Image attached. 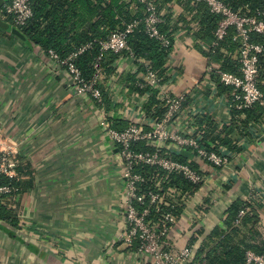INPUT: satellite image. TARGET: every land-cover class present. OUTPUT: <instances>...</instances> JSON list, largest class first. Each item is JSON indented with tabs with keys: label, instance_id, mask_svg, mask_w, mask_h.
I'll use <instances>...</instances> for the list:
<instances>
[{
	"label": "crops",
	"instance_id": "1",
	"mask_svg": "<svg viewBox=\"0 0 264 264\" xmlns=\"http://www.w3.org/2000/svg\"><path fill=\"white\" fill-rule=\"evenodd\" d=\"M163 6L167 31L177 36L161 76L164 90L190 92L174 131L185 133L187 125L202 133L208 147L228 156L226 166L209 175L203 189L188 196L180 190L184 193L175 204L180 214L163 238L165 250L192 246L195 257L210 230L222 226L232 202L259 203L257 196L264 193V130L252 138L250 128L260 117L251 119L246 129L227 133L233 122L227 109L229 90L204 74L208 63L220 68L223 58L238 70L235 45L232 51L223 47L209 55L211 39L200 34L197 14L177 0ZM142 61L126 55L114 61L115 73L105 83L112 104L107 112L88 96H78L70 76L43 49L0 30V135L17 145L19 188L1 201L15 220L0 219V264H151L119 241L127 224L123 165L118 148L99 126L102 115L110 123L113 118L117 130L131 123L148 130L152 121L163 118V109L156 108V90L152 104L151 92L129 89L131 83L139 89ZM259 81L264 89V53ZM225 134L233 151L219 142ZM185 155L180 150L178 158ZM259 206L264 237V206Z\"/></svg>",
	"mask_w": 264,
	"mask_h": 264
},
{
	"label": "built area",
	"instance_id": "2",
	"mask_svg": "<svg viewBox=\"0 0 264 264\" xmlns=\"http://www.w3.org/2000/svg\"><path fill=\"white\" fill-rule=\"evenodd\" d=\"M181 2L191 7L204 4L208 12L218 18L213 39L207 48L209 55H214L227 37H230L235 45L237 73L224 71L208 63L204 74L214 76L220 85L229 90L228 110L244 111L255 107L261 109L262 121L250 128L252 138H257L264 130V89L260 88L259 81L260 57L264 53V45L253 41L252 35L264 39V7L251 9L245 6L233 10L222 0H181ZM139 6L142 7L140 15L123 23L122 29L111 32L106 39L83 45L64 58L52 50L47 52V55L70 76L78 96H88L98 105H103L102 93L98 88V84L104 81L101 61L108 53L126 55L136 60L129 49L128 38L140 26L149 39L156 41L161 48L170 50L164 65L165 71L168 69L177 36L169 31H161V27L166 23L165 8L158 4V0H134L130 9L137 10ZM0 16L20 31L32 19V0H10L1 8ZM93 44L99 47V54L93 64V77L85 80L76 67L75 60L84 51L91 49ZM142 63L145 71L142 72L143 80L141 79L137 86L142 90L147 89L148 93L149 90H156L159 94L156 108L163 109V118L160 121H152L148 130L136 123L117 130L112 127L105 115H102L99 122L104 135L118 148V155L123 165L127 224L119 236V241L123 246L129 249L135 248L139 254L147 256L151 264H202L194 260L192 246H186L178 252L163 248V238L174 224L176 220L174 216L164 214L155 222L149 221L148 217L151 208L156 210L175 208L180 194L184 193L176 187L167 186L171 175H179L189 184V191L184 193L188 196L203 189L208 176L226 166L228 156L214 148L205 147L202 144L204 142L202 133L190 130L187 125L184 127L185 133L180 130L174 131L175 124L179 122L183 108L189 100L190 92L171 94L165 91L162 77L152 71L147 62L142 61ZM172 124L173 127L170 129L169 125ZM188 124L190 126L191 121ZM136 143H144L151 150H134L133 146ZM180 150L186 151L183 162L178 159ZM143 167L152 168L153 174L146 177L138 171ZM17 168V145L0 135V201L18 193ZM147 183L150 187L144 189L143 186ZM257 199L259 203L255 202V204L264 206V193L258 195ZM251 201L248 199L246 203L254 205ZM247 211L248 208L239 211L234 225L240 224ZM244 260L245 264H264V255L249 250L245 252Z\"/></svg>",
	"mask_w": 264,
	"mask_h": 264
},
{
	"label": "trees",
	"instance_id": "3",
	"mask_svg": "<svg viewBox=\"0 0 264 264\" xmlns=\"http://www.w3.org/2000/svg\"><path fill=\"white\" fill-rule=\"evenodd\" d=\"M133 1L32 0V19L25 28L18 31L19 36L16 37L24 43L27 42L28 44L39 46L46 53L52 50L58 56L64 58L83 45L106 39L111 32L122 29L123 23L137 18L140 15L142 7L139 6L137 10L130 9L131 2ZM169 1L158 0V4L165 5ZM222 1L228 3L233 10H238L245 6L251 9L264 7V0ZM185 4L191 11L197 14V23L200 24L201 29H199L200 34L206 40H212L218 18L211 15L204 4H199L196 7H191L187 3ZM166 22H168V17ZM161 31H167L166 23L161 27ZM252 40L264 45V39L260 36L252 35ZM128 46L137 62L139 60L147 62L152 71L162 76L165 72L164 65L166 57L170 53L169 49H163L156 41L149 39L143 33L141 26L129 35ZM223 47L227 48L228 51H232L234 46L230 37H227L220 44L216 53L218 54V51ZM98 54L99 47L97 44H93L91 49L84 51L75 60V65L85 80H90L93 77V64ZM117 58L118 55L108 53L104 56L100 64L104 81L98 84V88L102 93V106L107 112L112 104L105 82L115 73L112 65ZM222 61L220 64L222 70L237 73V68L234 63L227 58H223ZM141 71L144 73V66H141ZM129 89L130 91H140V93L147 91V89H137L134 83H131ZM149 91L153 95L151 97V103L153 104L155 103L153 98L155 93L154 90ZM232 114V127L226 128L227 133L233 132L234 129H246L251 119H259L262 117V111L259 107L244 111L234 110ZM241 114L245 118L239 121L238 117ZM110 121L112 125L116 122L113 118ZM113 126L116 128L115 125ZM210 127L212 128V124H210ZM221 140L219 142L222 147H225L229 151L234 150L230 145L232 141L227 138V134ZM202 144L209 148L206 145V141ZM133 149L137 151L151 150L144 143L134 144ZM235 151H239V149ZM178 159L181 162L184 161V158ZM138 171L142 172L146 177H150L153 174L152 168L143 167L142 169H138ZM167 186L186 191L190 189L189 184L179 175H171ZM149 187V183L143 186L144 189H148ZM244 208H248V211L240 220V224L237 226L234 225L239 211ZM257 209H260V206L257 204L252 205L239 200L232 202L225 211L226 218L222 226H216L210 230L205 238L207 242H204L202 247H199L195 253L194 260L202 264H245L244 256L246 251L250 250L264 255V237L259 230V212ZM164 214H170L177 218L180 214V208H157V210L151 208L148 220L152 222L158 221ZM0 219L7 222H13L15 220V216L13 214L11 215L10 210L1 206V201ZM169 225L171 226V224Z\"/></svg>",
	"mask_w": 264,
	"mask_h": 264
},
{
	"label": "water",
	"instance_id": "4",
	"mask_svg": "<svg viewBox=\"0 0 264 264\" xmlns=\"http://www.w3.org/2000/svg\"><path fill=\"white\" fill-rule=\"evenodd\" d=\"M8 1H10V0H0V11H1V8L3 7V5L5 3H7ZM0 30L3 32L10 33V34L15 35V36H19L18 30L13 28L8 22L4 21L1 18V16H0Z\"/></svg>",
	"mask_w": 264,
	"mask_h": 264
}]
</instances>
